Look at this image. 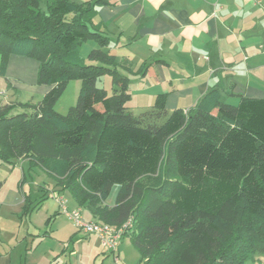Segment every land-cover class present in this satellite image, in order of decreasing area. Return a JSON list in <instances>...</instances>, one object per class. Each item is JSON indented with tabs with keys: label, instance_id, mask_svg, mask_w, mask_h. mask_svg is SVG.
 <instances>
[{
	"label": "trees",
	"instance_id": "obj_1",
	"mask_svg": "<svg viewBox=\"0 0 264 264\" xmlns=\"http://www.w3.org/2000/svg\"><path fill=\"white\" fill-rule=\"evenodd\" d=\"M107 3L0 0V74L11 55L34 57L37 82L50 87L32 112L0 104V160L44 168L95 220L120 227L132 218L123 237L141 264H246L264 253V97L231 104L213 87L187 111L169 113L160 93L135 115L130 75L147 65L133 70L105 49L111 38L93 20ZM88 40L99 46L85 57ZM107 75L112 95L99 83ZM72 79L81 89L63 115L54 106ZM151 178L158 184H143ZM24 199L20 217L48 196Z\"/></svg>",
	"mask_w": 264,
	"mask_h": 264
},
{
	"label": "crops",
	"instance_id": "obj_2",
	"mask_svg": "<svg viewBox=\"0 0 264 264\" xmlns=\"http://www.w3.org/2000/svg\"><path fill=\"white\" fill-rule=\"evenodd\" d=\"M107 1L96 7L93 20L103 34L111 38L105 49L119 59H128L133 70L147 65L145 73L130 75L131 100L127 103L130 111L133 108L143 113L150 109L160 93L167 94L169 113L175 109L187 111L213 87L220 89L223 100L228 103L239 99V95L264 97V0ZM14 59L10 57L7 76L10 61ZM110 83L111 77L107 84ZM49 89L45 86L43 92ZM7 103L11 102L2 104ZM60 191L58 186L45 194L48 198H62L69 211L83 209L68 190ZM67 193L70 194L67 196ZM24 203V198L6 203L11 208L20 207L18 211L12 209L13 215L17 212L18 216L17 220L12 219L13 227L15 225L12 234L17 243L11 249L0 246V264H28L29 255L35 257L36 263L31 264H59L67 258L69 250L73 258L79 252L78 242L84 241L90 247V264H99L101 257L111 255L119 263L129 262V253L122 248L123 238L113 252L103 246L98 236L79 230L67 213L65 215L75 226L74 231L65 241L59 240L63 243L61 247L55 245L57 250L50 247L49 253H39L40 246L60 232V228L54 227L55 217L50 224H46V220L40 232L32 231V219L20 217ZM45 203L46 200L43 205ZM60 204L64 207L61 201ZM88 220L95 218L92 216ZM14 248L15 252H21L18 263L14 261Z\"/></svg>",
	"mask_w": 264,
	"mask_h": 264
},
{
	"label": "rangeland",
	"instance_id": "obj_3",
	"mask_svg": "<svg viewBox=\"0 0 264 264\" xmlns=\"http://www.w3.org/2000/svg\"><path fill=\"white\" fill-rule=\"evenodd\" d=\"M98 46L99 44L96 41L88 40L81 46L80 51L83 56L87 57L88 53ZM11 56L15 59L14 61H10L8 76H3L0 74V104L4 102L14 103L15 113L32 112L33 107L31 105H37L42 100L45 95L43 91L45 86H47L37 82L39 61L36 58L29 56ZM108 78L110 77L104 76L102 80L99 81V83L101 87L105 88L108 95H112L113 84H107ZM11 83L13 85H11ZM80 89L81 81L79 79L70 80L65 91L62 93L54 106L55 111L66 115L69 109L76 105ZM229 103L238 104L239 99L230 100ZM131 107L134 106L131 105ZM131 110L135 115H139L142 111L133 108ZM0 181H4V186L0 191V244H2L0 246L11 249L17 243L14 242L15 239L13 238L12 234L15 232V225L13 227L14 223L12 219L17 220L18 218L16 214L17 212L14 216L12 209L15 208V211H18L20 207L15 205L14 208H11L7 206L6 203H16L19 198H25V194L30 196L31 201L37 203L41 200L43 194L46 192L49 193L48 191L54 190L58 186L56 180L44 168L40 166H32L28 160L17 161L16 165L4 163L0 160ZM142 182L145 185L158 184L152 178L143 179ZM119 190L120 185L117 184L113 187L112 192L107 200V204H115ZM69 194L67 193V196ZM44 205L41 206V209L33 211L30 216H24V219H32V231L40 232V228L43 230L42 227H44V222L48 219V217L58 210L61 211L54 220V227L56 229L60 228V232H56L53 235V238L47 239V243H44L42 246H40L38 252L42 254L49 253V248L56 247V244L61 247L63 242H60L59 240L65 241L64 239L70 236L75 227L73 222L65 215L66 213L61 210L63 207H61L60 200L58 198L49 197ZM82 216L87 220L92 217V214L87 207H83ZM128 222L132 224L133 219L131 218ZM30 240L31 239H29V242ZM87 243V241H84L83 243L78 242L79 252L75 254L73 258H71L69 255L71 254V251L69 250L67 252V258H63V261L61 260L59 264H63V262H65V264H90V247L87 245ZM122 245V248L125 251L127 249L129 253V262L127 264H141L140 254L129 236L123 237ZM20 248H22V246ZM55 250H57V247ZM13 251L15 259L14 261H17L18 263L19 256L21 252L24 251V247L20 253L15 252V248ZM16 251H19V248H17ZM28 257V264L36 263L34 262L35 257L32 255H29ZM49 261L45 262L49 263ZM103 261L104 264H123L121 262H117L113 255H111L109 258L101 257L99 264ZM246 264H264V253L255 255L253 258L247 260Z\"/></svg>",
	"mask_w": 264,
	"mask_h": 264
},
{
	"label": "built area",
	"instance_id": "obj_4",
	"mask_svg": "<svg viewBox=\"0 0 264 264\" xmlns=\"http://www.w3.org/2000/svg\"><path fill=\"white\" fill-rule=\"evenodd\" d=\"M60 201L64 206L65 201L62 198ZM63 210L72 218L79 230L86 234L98 236L103 246L113 252L117 250L126 229L132 225L130 222H126L124 225L118 227L98 220H87L82 216L80 208L69 211L64 206Z\"/></svg>",
	"mask_w": 264,
	"mask_h": 264
}]
</instances>
